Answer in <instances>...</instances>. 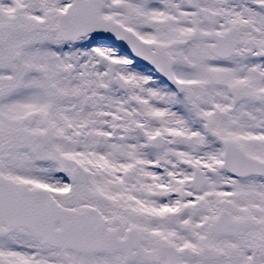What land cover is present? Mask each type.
Wrapping results in <instances>:
<instances>
[{"label":"snow or ice","instance_id":"snow-or-ice-1","mask_svg":"<svg viewBox=\"0 0 264 264\" xmlns=\"http://www.w3.org/2000/svg\"><path fill=\"white\" fill-rule=\"evenodd\" d=\"M0 264H264V0H0Z\"/></svg>","mask_w":264,"mask_h":264}]
</instances>
